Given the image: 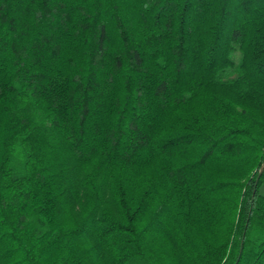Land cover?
Listing matches in <instances>:
<instances>
[{
	"label": "trees",
	"instance_id": "1",
	"mask_svg": "<svg viewBox=\"0 0 264 264\" xmlns=\"http://www.w3.org/2000/svg\"><path fill=\"white\" fill-rule=\"evenodd\" d=\"M264 0H0V264H264Z\"/></svg>",
	"mask_w": 264,
	"mask_h": 264
},
{
	"label": "rangeland",
	"instance_id": "2",
	"mask_svg": "<svg viewBox=\"0 0 264 264\" xmlns=\"http://www.w3.org/2000/svg\"><path fill=\"white\" fill-rule=\"evenodd\" d=\"M264 192V191H263Z\"/></svg>",
	"mask_w": 264,
	"mask_h": 264
}]
</instances>
